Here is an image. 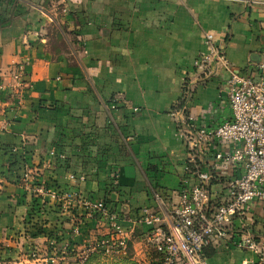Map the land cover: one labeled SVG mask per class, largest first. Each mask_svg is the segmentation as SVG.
Returning <instances> with one entry per match:
<instances>
[{
	"label": "crops",
	"instance_id": "obj_1",
	"mask_svg": "<svg viewBox=\"0 0 264 264\" xmlns=\"http://www.w3.org/2000/svg\"><path fill=\"white\" fill-rule=\"evenodd\" d=\"M206 32L236 71L264 76V0H0L3 79L26 65L21 103L0 109V242L16 246L12 235L23 229L27 209L9 172L12 145L23 147L27 167L45 178L64 183L69 173L85 175L69 181L74 190L104 199L133 229L131 253L121 258L152 261L148 227L136 220L142 208H156V193L177 200L186 177L171 108L183 99L206 124L231 114L227 71L219 67L204 83L195 78V60L208 50ZM184 76L192 79L191 94ZM87 219L84 231L108 232L103 221ZM246 220L264 236V202H251ZM93 239L85 236L81 247ZM206 255L209 264H254L255 256L228 240L211 243Z\"/></svg>",
	"mask_w": 264,
	"mask_h": 264
},
{
	"label": "built area",
	"instance_id": "obj_2",
	"mask_svg": "<svg viewBox=\"0 0 264 264\" xmlns=\"http://www.w3.org/2000/svg\"><path fill=\"white\" fill-rule=\"evenodd\" d=\"M205 41L208 50L195 60V78L204 83L219 67L227 71L230 117L206 124L189 112L185 100L173 105L170 114L186 149V177L177 200L167 201L156 193V208H142L136 221L148 227L146 241L161 255V264H209L206 248L219 240L252 251L253 263L264 264V236L246 220L251 202H264V76L256 79L236 71L212 32L205 33ZM25 66L18 64L8 82L0 67V109L21 103ZM260 68L264 69V59ZM183 81V89L191 94L192 79L184 76ZM50 154L65 157L54 150ZM221 164L233 172L223 173ZM34 173V168H27L24 180H31ZM67 178L75 183L86 179L75 173ZM36 190L60 202L67 212L79 204L87 216L107 224L108 232L95 240L93 249L105 255L127 253L133 229L123 225L121 214L107 201L84 198L78 190L60 192L43 185ZM73 233L80 235V228L74 227Z\"/></svg>",
	"mask_w": 264,
	"mask_h": 264
},
{
	"label": "rangeland",
	"instance_id": "obj_3",
	"mask_svg": "<svg viewBox=\"0 0 264 264\" xmlns=\"http://www.w3.org/2000/svg\"><path fill=\"white\" fill-rule=\"evenodd\" d=\"M65 159V158H62ZM59 160V159H57ZM61 164V165H60ZM64 162H59L58 164H55L57 168L63 167ZM30 168V167H26ZM32 168V167H31ZM24 177V176H23ZM39 179L41 181V184H34L35 181L37 182L36 179ZM45 176H42L41 173L38 171H35L34 176L31 180L25 181L23 178V184L20 185V188L24 187L26 190L36 194V195H41L45 200H48L49 203H53V201L44 193H40L36 190V187L38 186H45L47 188V183H46ZM59 187L63 188L62 184L63 182H59ZM67 183V181H66ZM69 184H72L71 182L68 181ZM49 188V187H48ZM53 188V187H51ZM76 189V187L74 188ZM44 200V201H45ZM61 215H62V220L58 221L60 222L58 229L54 228V221L51 218V216L47 213L42 214L41 218V224H39L42 227V230L44 231L43 234L33 237L31 234H26L24 231L25 229L16 231L12 235V241L16 246H11L13 247V252L11 255L14 257L12 261H7V262H0V264H18L19 262H22V264H30V261H24V260H34L36 258L45 256L47 258V261L44 262L43 264H88V261L90 258L98 252V249H93V245L95 243V240L103 236L104 234L107 233V231L102 230L98 233L94 232L91 234L90 232H86L82 229L83 224H87V219L91 218L87 216V211L85 208H79V206L76 204L75 206H72L70 208V211L67 212V210L64 209L63 205H61ZM75 208V213L73 212L71 214V210ZM27 211V209H26ZM26 214V212H25ZM25 214L23 217H25ZM63 217H66L63 218ZM23 224V223H22ZM24 227V225H22ZM78 226L80 228V235H75L73 233L74 227ZM63 231H62V230ZM58 230V231H57ZM58 233L62 239H56L54 236H51L50 233ZM91 235L95 237L92 242L89 244H85L84 247H81V242L82 239L87 236ZM39 238H43V242H37ZM0 244H3L0 242ZM131 253V248L127 250V253L125 255H130ZM124 255L122 253L114 254V255H105L104 257L106 259H112L115 257H120ZM94 264V263H92Z\"/></svg>",
	"mask_w": 264,
	"mask_h": 264
},
{
	"label": "trees",
	"instance_id": "obj_4",
	"mask_svg": "<svg viewBox=\"0 0 264 264\" xmlns=\"http://www.w3.org/2000/svg\"><path fill=\"white\" fill-rule=\"evenodd\" d=\"M9 158H10V165H9V172L10 175L13 178V181L16 185L20 187L21 184H23V176L26 171V167L29 164V157L28 154L24 152L23 147H14L10 145L9 151ZM55 164L59 165V161L55 160ZM61 165V164H60ZM37 182L35 181L34 184H41V181L37 178ZM47 188L53 187L54 189L59 190L60 192L68 191V190H74L75 186L69 184L68 182L61 183L63 188L59 187V183L57 182V179H54V176H49V179H46ZM20 194V204H25L27 206V211L25 214V217L23 219V229L26 232V234H31L33 237H37L41 234H43L42 227L39 225L41 224V218L43 213H47L51 216L54 221V228L58 229L60 220H62L61 215V203L60 202H53L49 203L48 200H45L43 196L36 195L28 190H26L24 187H22L19 191ZM45 200V201H44ZM75 213V208L71 210V214ZM66 219V217H63ZM59 230V229H58ZM57 230V231H58ZM62 230V229H61ZM63 231V230H62ZM51 236H54L56 239H62L58 235V233H50ZM129 246H131V243H129ZM151 255H152V261L150 263L146 264H161V255L152 247H150ZM13 247L8 245H2L0 244V262H7L12 261L14 257L11 255L13 252ZM139 264L136 261H129L127 258H120L115 257L112 259H106L104 257V253L100 250L96 254H94L90 260L88 261V264Z\"/></svg>",
	"mask_w": 264,
	"mask_h": 264
}]
</instances>
